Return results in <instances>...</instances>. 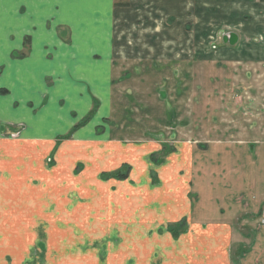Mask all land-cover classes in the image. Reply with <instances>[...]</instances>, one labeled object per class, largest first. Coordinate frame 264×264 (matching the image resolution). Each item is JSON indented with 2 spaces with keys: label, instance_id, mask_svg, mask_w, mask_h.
Returning <instances> with one entry per match:
<instances>
[{
  "label": "rangeland",
  "instance_id": "1",
  "mask_svg": "<svg viewBox=\"0 0 264 264\" xmlns=\"http://www.w3.org/2000/svg\"><path fill=\"white\" fill-rule=\"evenodd\" d=\"M122 1L117 6H130V0ZM148 1L134 9L141 20L128 27L122 26L125 21L116 23L112 83L98 85L100 96L93 95L88 111L82 113L72 98L59 95L54 107L47 106L43 96L40 105L28 106L37 109L38 121L23 136L31 121L15 120L0 109V264H120L123 259L115 251L129 237L149 239L161 231L177 239L187 233L189 222L215 220L220 209L240 228L241 219L251 222L237 229L238 238L246 231L250 238L264 237V36H253L257 25L264 28V6L259 7L262 21L249 19L247 30L253 34L243 35L242 45L230 46L223 36L232 31L239 36L241 22L226 23L215 38L216 26L206 38L196 37V25L181 22L180 0H173L170 15L160 14L161 1ZM226 7L220 2L217 10ZM218 138L228 141L219 150ZM185 142L194 146V156H208L209 166L215 157L224 158L227 175L212 183L193 170L187 199L168 186L174 181L170 174L163 178L166 173L157 170L166 161L165 168H176ZM155 146L160 151H140ZM143 157L153 165L150 178L143 172ZM94 186L105 194L89 195L86 190ZM131 187L151 191L150 198L140 197L141 204L150 200L145 209L156 212L152 220L164 218L156 211V192L170 194L164 207L169 208L168 227L150 228L141 222L143 216L121 217L109 211L111 206L100 210L102 198L112 194L115 199L118 190L130 193ZM162 187L168 188L158 191ZM186 204L192 212L173 220ZM35 211L44 215L33 216ZM182 252L186 258L195 255L192 248L177 249ZM238 252L235 264H241ZM245 258V264H264V242L257 254L248 252Z\"/></svg>",
  "mask_w": 264,
  "mask_h": 264
},
{
  "label": "crops",
  "instance_id": "2",
  "mask_svg": "<svg viewBox=\"0 0 264 264\" xmlns=\"http://www.w3.org/2000/svg\"><path fill=\"white\" fill-rule=\"evenodd\" d=\"M118 1L0 0V68L2 69L0 88L3 89L2 94L0 93V101L3 102L0 104V109L5 110L15 120L31 121L27 123V128L22 132L23 136L32 128L29 125L33 120H37V109L28 107L31 106V102L34 105H40L44 96L49 103L47 106L54 107L57 95H59L65 100L72 98V104L76 108L82 109V113H85L90 108L93 95L100 96L98 85L108 83L111 85L115 57L114 47L117 42L116 23L125 21L122 26L126 24L128 27L129 23L133 24L141 20L140 17L136 16L134 9L148 0H138L137 4L136 1L130 0L129 7L120 4L117 6ZM159 1L161 3L155 2V0H149L148 3H159L158 8L163 10L160 14L175 13L172 11L173 0ZM121 2L123 1L121 0ZM220 2L228 4L229 7H226L228 9L217 10ZM178 4H180L179 17H181V22L184 26L186 23L196 25V37L202 34V38H206L204 35L208 36L209 31L212 32V28L216 26L213 37L215 38L216 34L222 33L220 31L226 23L241 22L244 27L241 32L237 31L240 37L239 41L236 45L230 46L242 45L241 37L243 38L245 34L250 36L252 32L247 30V25L250 24L249 19L263 20L259 15L262 14L259 7L264 6V3L258 0H180ZM207 4L208 8H206ZM233 10L239 13L237 14L238 19L232 14ZM214 13L217 14L213 16ZM258 24H263V22ZM260 35L264 36V28L257 25L256 34L253 36L259 39ZM215 44L218 43L212 45ZM90 90L92 91L91 95L89 94ZM104 90L108 91L107 88ZM15 104L17 105L15 106ZM109 110L110 108L105 111L106 115H109ZM41 130L44 131V127ZM216 142L219 145V150L221 145L228 141L218 138ZM181 146L185 154L183 158H179L177 161L176 168L173 170L165 168L168 161L164 162L161 167L157 166L159 173H166L162 175L163 178L168 177V174L173 178V183L167 181H169L168 186L175 188L176 196L183 195L187 199L189 181L192 177L194 178L193 170L195 169L199 170L203 176L211 177L212 179H209L213 180L212 183L221 182L225 179L227 176L226 171L223 170L225 166H221L222 163H226L224 158L215 157L217 160L214 159V166L212 167L206 162L205 157L208 156H204V153L197 152L199 155L195 153L194 156L193 145L190 147L185 142L179 147ZM160 148L158 146L145 147L146 150L140 151L147 155L156 149L160 151ZM178 157L180 156L176 158ZM143 158L146 163L143 172L147 178H150L148 172L153 165L147 163L146 157ZM215 173L218 174L217 178ZM231 175L229 174L230 179L234 177ZM133 176L135 175L133 174ZM179 181H182V184ZM147 185L149 189L152 187L148 180ZM83 187L87 188L88 186L84 185ZM162 188L158 191H165L164 189L168 187ZM86 191L89 195L98 192L105 194L97 186L88 188ZM59 192L61 193V191ZM248 192L251 194L250 189ZM117 193L119 196L115 199H112V194H109L105 199L102 198L101 201L104 203L100 210L106 206H111L109 211L112 209V213H118L121 217L124 214L129 215L128 219L130 216L132 219L140 217L137 216L138 214L143 216L141 222H147L150 228L155 224H159L160 227L164 226V228L168 227L167 221L170 220L165 219H169V208L164 207L171 202L170 194L156 192L160 196L157 199L159 207L156 211H160L164 218L152 220L156 212L154 210L146 212L145 209L147 204H150V200L144 199L141 204L140 197L148 195L150 198L152 196L151 191L150 193L141 192L132 188L130 193H124L121 190H118ZM241 200L243 201V198ZM186 201L188 203V200ZM239 201L237 198L238 204ZM131 202L132 204H130ZM232 202L234 206H237L235 199ZM90 205L92 206L91 202ZM189 207L190 205L186 204L183 213L180 215L176 212L177 216H174L176 218L173 220H179L188 214ZM246 207L249 208V204ZM220 210L221 215L215 220L189 222L187 233L177 239H174L168 232L161 231H157L159 234L149 239L138 240L129 237L116 248V256L122 257L123 262L120 264H235L234 254L239 250L241 264H245V259H247L245 257L248 252L257 254L260 251L264 237L256 235L250 238L249 232L246 231L242 237L239 236L238 238L236 236L237 229L249 228L251 222L245 218L241 219L240 228L237 222L234 223L235 219L231 221L229 215H226L224 210ZM260 210L261 208L252 210V212H260ZM106 214L108 217L110 216L107 212ZM40 215L44 214L38 211L33 213V216ZM256 222L257 220H254V223ZM248 247L250 250L247 249ZM185 248L190 250L192 248L195 255L186 258L183 252L177 253V249L182 251Z\"/></svg>",
  "mask_w": 264,
  "mask_h": 264
},
{
  "label": "water",
  "instance_id": "3",
  "mask_svg": "<svg viewBox=\"0 0 264 264\" xmlns=\"http://www.w3.org/2000/svg\"><path fill=\"white\" fill-rule=\"evenodd\" d=\"M224 43H229L230 45H236L239 41V36L236 32H228L223 36Z\"/></svg>",
  "mask_w": 264,
  "mask_h": 264
},
{
  "label": "trees",
  "instance_id": "4",
  "mask_svg": "<svg viewBox=\"0 0 264 264\" xmlns=\"http://www.w3.org/2000/svg\"><path fill=\"white\" fill-rule=\"evenodd\" d=\"M118 176H121V177H126V176H122V175H120L119 173H118Z\"/></svg>",
  "mask_w": 264,
  "mask_h": 264
},
{
  "label": "built area",
  "instance_id": "5",
  "mask_svg": "<svg viewBox=\"0 0 264 264\" xmlns=\"http://www.w3.org/2000/svg\"><path fill=\"white\" fill-rule=\"evenodd\" d=\"M261 222L264 224V219Z\"/></svg>",
  "mask_w": 264,
  "mask_h": 264
}]
</instances>
